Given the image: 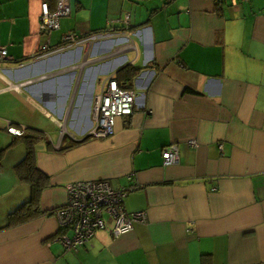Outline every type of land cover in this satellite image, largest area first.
I'll use <instances>...</instances> for the list:
<instances>
[{
	"label": "crops",
	"instance_id": "obj_1",
	"mask_svg": "<svg viewBox=\"0 0 264 264\" xmlns=\"http://www.w3.org/2000/svg\"><path fill=\"white\" fill-rule=\"evenodd\" d=\"M56 1L0 0V264H264V0H67L43 32L41 4ZM110 76L134 108L97 137L94 98ZM7 127L42 137L35 164L49 182L40 213L17 223L26 148ZM170 143L178 161L164 166ZM96 180L128 189L123 207L146 222L114 238L106 216L67 249L52 212L68 184Z\"/></svg>",
	"mask_w": 264,
	"mask_h": 264
},
{
	"label": "built area",
	"instance_id": "obj_2",
	"mask_svg": "<svg viewBox=\"0 0 264 264\" xmlns=\"http://www.w3.org/2000/svg\"><path fill=\"white\" fill-rule=\"evenodd\" d=\"M216 3L232 2L237 0H213ZM69 13L67 0H57L55 8L50 10L47 3L41 4L40 28L49 32L59 26V19ZM128 16H126V20ZM72 39V35H67ZM6 51L0 48V57ZM135 93L130 88L122 87L117 80L110 76L102 84L99 93L94 98L92 113L93 125L90 134L97 137H106L114 132L115 119L127 116L133 112ZM62 124H60L61 127ZM62 132V128H60ZM7 130L13 134L23 131L12 127ZM192 143V142H191ZM162 164L172 165L178 161V147L176 143L165 145L161 150ZM68 193L64 206L54 210L52 214L57 219L62 230L71 231V236L62 234L60 242L67 249L84 245L94 233L103 228L105 217L111 220L110 234L116 238L130 232L135 223L146 222L144 211L128 213L123 207V197L128 189L121 187L114 190L105 180L79 181L66 186Z\"/></svg>",
	"mask_w": 264,
	"mask_h": 264
},
{
	"label": "trees",
	"instance_id": "obj_3",
	"mask_svg": "<svg viewBox=\"0 0 264 264\" xmlns=\"http://www.w3.org/2000/svg\"><path fill=\"white\" fill-rule=\"evenodd\" d=\"M65 41L67 42V40ZM133 74L134 73H132V76ZM118 84L122 87H125L119 82ZM15 138L16 140H20L25 144L26 151L23 158L14 165V171L18 179L27 183L30 187V195L28 200L9 216L10 222L14 221L17 223L33 218L40 213V195L43 189L48 186L49 182L48 177L40 172L35 164L34 145L42 137L39 134H24L23 131L21 134H15ZM5 149L6 148L0 149V159Z\"/></svg>",
	"mask_w": 264,
	"mask_h": 264
}]
</instances>
